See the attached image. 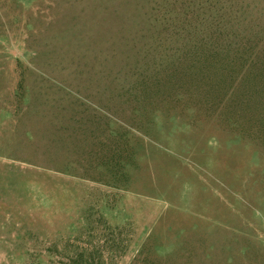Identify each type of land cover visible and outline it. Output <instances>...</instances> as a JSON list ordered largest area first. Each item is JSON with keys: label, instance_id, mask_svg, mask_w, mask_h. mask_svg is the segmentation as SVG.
<instances>
[{"label": "rangeland", "instance_id": "obj_1", "mask_svg": "<svg viewBox=\"0 0 264 264\" xmlns=\"http://www.w3.org/2000/svg\"><path fill=\"white\" fill-rule=\"evenodd\" d=\"M0 264H264V0H0Z\"/></svg>", "mask_w": 264, "mask_h": 264}]
</instances>
